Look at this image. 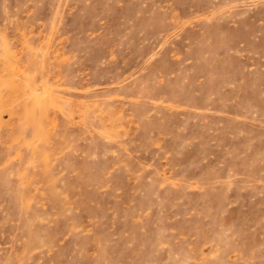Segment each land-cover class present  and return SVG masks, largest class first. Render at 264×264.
Instances as JSON below:
<instances>
[{
  "label": "rangeland",
  "instance_id": "obj_1",
  "mask_svg": "<svg viewBox=\"0 0 264 264\" xmlns=\"http://www.w3.org/2000/svg\"><path fill=\"white\" fill-rule=\"evenodd\" d=\"M0 264H264V0H0Z\"/></svg>",
  "mask_w": 264,
  "mask_h": 264
}]
</instances>
